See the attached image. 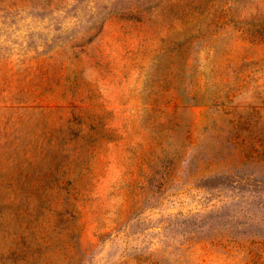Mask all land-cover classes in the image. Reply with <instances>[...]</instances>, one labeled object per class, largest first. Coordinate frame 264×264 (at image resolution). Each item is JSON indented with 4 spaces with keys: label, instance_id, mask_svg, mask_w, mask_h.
I'll return each instance as SVG.
<instances>
[{
    "label": "rangeland",
    "instance_id": "rangeland-1",
    "mask_svg": "<svg viewBox=\"0 0 264 264\" xmlns=\"http://www.w3.org/2000/svg\"><path fill=\"white\" fill-rule=\"evenodd\" d=\"M0 264H264V0H0Z\"/></svg>",
    "mask_w": 264,
    "mask_h": 264
}]
</instances>
